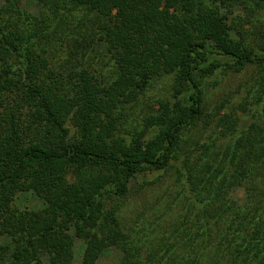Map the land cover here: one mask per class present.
I'll use <instances>...</instances> for the list:
<instances>
[{"label": "trees", "instance_id": "trees-1", "mask_svg": "<svg viewBox=\"0 0 264 264\" xmlns=\"http://www.w3.org/2000/svg\"><path fill=\"white\" fill-rule=\"evenodd\" d=\"M19 1L0 5V264H95L111 248L116 264H264V44L236 27L239 0H38V14ZM68 17L90 25L73 45H103L110 71L51 64ZM249 66L240 103L208 112V79ZM164 76L173 100L128 128L125 110ZM237 112L251 118L240 130ZM171 170L157 209L143 203L130 222V201ZM27 190L41 209L12 205Z\"/></svg>", "mask_w": 264, "mask_h": 264}, {"label": "rangeland", "instance_id": "rangeland-1", "mask_svg": "<svg viewBox=\"0 0 264 264\" xmlns=\"http://www.w3.org/2000/svg\"><path fill=\"white\" fill-rule=\"evenodd\" d=\"M249 4L254 7L252 9L245 8L243 4ZM3 3V0H0V5ZM19 6L33 14H38L41 12L42 4L38 0H20ZM231 17L235 22L237 28L244 30V35H246L250 40L257 41L258 43L264 44V1L260 3V6H256L252 4L248 0H239L236 2L232 12ZM81 23H78L75 18L68 17L63 22L60 23L61 31L66 34L67 41L66 45L60 47L55 55L51 58V64H54L58 69H69L71 65L77 60H83L84 62H89L92 64L93 68L103 73H107V70H111V64L109 61V57L107 55V51L103 45L93 43L85 49L77 48L73 45V39L78 38L81 31L89 27V23H85V26H81ZM235 34V33H234ZM86 43L89 42L90 36H87ZM76 44V43H75ZM68 51H74L73 55L70 56L67 54ZM86 53L85 56L81 57L80 53ZM89 53V54H87ZM70 58V61H68ZM210 60H220L221 62L231 60L228 57H223L216 53L210 56ZM256 73V68L253 66L247 67L242 73H228L226 75H213L208 79V89L205 93V103L206 110L208 112H214L215 105H219L221 103L224 104V109L221 111V114L227 112L230 107L237 106L240 103V100L244 98L245 88L248 86L245 83L250 80L253 75ZM155 84L149 90H145L144 93L132 103L126 110L125 114L127 116V127L132 128L133 126L139 127L142 124V120L145 116L150 113H153L158 108V101L161 99H169L172 101V89H171V79L169 76H164L158 78ZM243 83V85H240ZM241 89V91H240ZM241 92V93H240ZM187 99L186 96L181 97V100L185 102ZM238 113V112H237ZM237 120V129L240 130L241 127H246L250 122L251 118L247 113H243L240 115ZM209 134V133H208ZM213 137V136H212ZM205 137H199V139L204 142ZM173 174L172 170L169 175L162 179L160 182L151 185L146 189L145 192L141 193L140 196L134 200L130 201V205L126 208V216L131 221H133L135 216V210L142 208V204L149 202L150 204H154L157 209L158 205L156 202L162 200V193L164 192L167 186H170L172 183ZM135 184V182H134ZM231 196L233 198H240L242 196V189L240 187L234 188L232 190ZM156 201V202H155ZM12 205L19 209H29L36 210L41 209L44 206V201L38 197L33 191H21L15 195L12 200ZM153 211H149V216L147 220H152L154 218ZM156 215L158 213H155ZM132 217V218H131ZM146 219V218H145ZM140 219L136 222L137 225H146V220ZM145 220V221H144ZM170 220V219H169ZM169 220H161L160 221V229L164 228L169 224ZM144 221V222H141ZM157 222V220L152 221ZM157 230L158 227H157ZM156 230V231H157ZM154 234V233H153ZM152 235V234H151ZM11 244V237L8 234L0 235V259H4L8 254ZM83 241L80 239H75V247H74V260L78 262L81 258L83 251ZM121 255V252L116 248H111L101 253L99 258L96 260L95 264H116L117 259Z\"/></svg>", "mask_w": 264, "mask_h": 264}]
</instances>
